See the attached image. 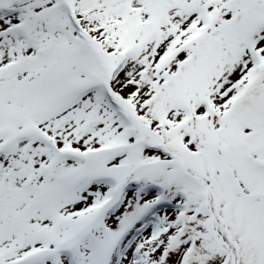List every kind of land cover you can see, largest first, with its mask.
Returning a JSON list of instances; mask_svg holds the SVG:
<instances>
[{
  "label": "snow or ice",
  "instance_id": "snow-or-ice-1",
  "mask_svg": "<svg viewBox=\"0 0 264 264\" xmlns=\"http://www.w3.org/2000/svg\"><path fill=\"white\" fill-rule=\"evenodd\" d=\"M0 264H264V0H0Z\"/></svg>",
  "mask_w": 264,
  "mask_h": 264
}]
</instances>
